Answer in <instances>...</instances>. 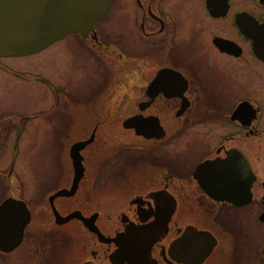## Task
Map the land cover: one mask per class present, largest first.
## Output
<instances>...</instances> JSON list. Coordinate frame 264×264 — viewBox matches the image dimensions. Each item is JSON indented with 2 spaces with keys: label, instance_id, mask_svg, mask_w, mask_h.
<instances>
[{
  "label": "flooded vegetation",
  "instance_id": "1",
  "mask_svg": "<svg viewBox=\"0 0 264 264\" xmlns=\"http://www.w3.org/2000/svg\"><path fill=\"white\" fill-rule=\"evenodd\" d=\"M6 201L0 264H264V0H114L0 57Z\"/></svg>",
  "mask_w": 264,
  "mask_h": 264
},
{
  "label": "water",
  "instance_id": "2",
  "mask_svg": "<svg viewBox=\"0 0 264 264\" xmlns=\"http://www.w3.org/2000/svg\"><path fill=\"white\" fill-rule=\"evenodd\" d=\"M114 0H0V57L36 53L71 32L86 34L106 15ZM76 145V167L82 166ZM77 187V183L75 184ZM26 209L24 202L6 201L0 216ZM127 238L131 239L128 231Z\"/></svg>",
  "mask_w": 264,
  "mask_h": 264
},
{
  "label": "rangeland",
  "instance_id": "3",
  "mask_svg": "<svg viewBox=\"0 0 264 264\" xmlns=\"http://www.w3.org/2000/svg\"><path fill=\"white\" fill-rule=\"evenodd\" d=\"M54 59H56L58 62L60 61L58 59V55L52 57ZM28 64H34L36 63L35 59H29L27 61ZM42 138H44L43 136L39 137L37 142H36V135H33L32 138L30 139V148L26 149L24 147V149L21 152V157L24 158V155L27 159H38V160H43L46 159L47 157V152L49 150V146L47 145V142H49L46 138V140H43V142H41ZM25 159H23L22 161H24Z\"/></svg>",
  "mask_w": 264,
  "mask_h": 264
}]
</instances>
